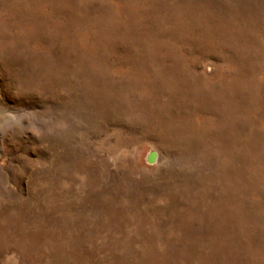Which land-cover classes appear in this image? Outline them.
Wrapping results in <instances>:
<instances>
[{
  "label": "rangeland",
  "instance_id": "1",
  "mask_svg": "<svg viewBox=\"0 0 264 264\" xmlns=\"http://www.w3.org/2000/svg\"><path fill=\"white\" fill-rule=\"evenodd\" d=\"M0 264H264V0H0Z\"/></svg>",
  "mask_w": 264,
  "mask_h": 264
}]
</instances>
